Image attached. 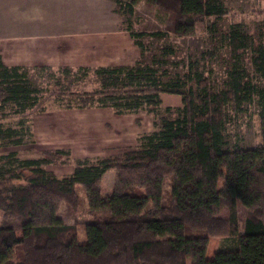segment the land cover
Listing matches in <instances>:
<instances>
[{
  "label": "trees",
  "instance_id": "trees-1",
  "mask_svg": "<svg viewBox=\"0 0 264 264\" xmlns=\"http://www.w3.org/2000/svg\"><path fill=\"white\" fill-rule=\"evenodd\" d=\"M112 1L128 21L124 29L140 49V60L132 66L60 67L56 73L48 66L10 67L0 55V147L35 143L30 116L45 109L43 89L32 72L50 77L52 95L65 109L147 113L154 130L138 137L136 147L95 159L73 161L65 150L29 159H20L16 151L1 155L0 211L6 219L0 225V264H264V127L262 145L225 148L232 113L256 102L264 119V88L254 81L264 79V21L256 34L244 21H234L223 33L219 21L228 10L219 0ZM142 2L170 20L164 30H134L129 18ZM212 18L206 27L212 48L191 53L184 73L169 70L182 66L168 60L177 52L170 44L152 53L150 62L144 60L151 53L145 38L195 35ZM224 53L225 79L218 82L213 64ZM90 75L96 89L73 91ZM164 93L181 97L174 118L161 115ZM66 96L73 99L64 104ZM72 161L67 176L47 169ZM111 170L116 171L114 190L104 196L101 180ZM78 185L86 194L87 218L66 224L58 212L63 203L80 211ZM238 203L248 211L242 234ZM81 224L86 244L78 242ZM215 239L233 245L219 247L208 259Z\"/></svg>",
  "mask_w": 264,
  "mask_h": 264
},
{
  "label": "crops",
  "instance_id": "crops-1",
  "mask_svg": "<svg viewBox=\"0 0 264 264\" xmlns=\"http://www.w3.org/2000/svg\"><path fill=\"white\" fill-rule=\"evenodd\" d=\"M231 11L234 4L236 11L243 9V5L250 6V0H219ZM106 3L105 21L107 29L86 26L74 27L72 14H84L98 11L97 5ZM233 6V7H234ZM239 7V8H238ZM116 6L112 0H0V55L5 65L22 66L29 69L48 66L52 69L60 67H98L132 66L140 60V49L135 45L130 33L122 28V18L115 12ZM221 21H227L228 33L231 23L227 16ZM71 27L61 32L62 26ZM74 28V29H73ZM71 29V30H69ZM191 46L195 49L207 48V40L200 43V38H190ZM180 48H186V37H182ZM180 48L168 60L180 57ZM165 108H180L181 97H169L167 102L162 99ZM54 110L53 114H36L33 116L32 126L36 142L48 145L55 136H44V129H53L55 117L72 120L71 126L61 127L71 132L87 130L89 135L108 139L114 134H122L134 138L133 146L143 126L150 128V120H143L140 114L116 115L111 108L73 109L70 111ZM88 110L93 112V122H88ZM53 116V117H52ZM138 120H141L140 125ZM58 129V128H56ZM55 129V130H56ZM54 130V133H55ZM105 176V175H104Z\"/></svg>",
  "mask_w": 264,
  "mask_h": 264
},
{
  "label": "rangeland",
  "instance_id": "rangeland-1",
  "mask_svg": "<svg viewBox=\"0 0 264 264\" xmlns=\"http://www.w3.org/2000/svg\"><path fill=\"white\" fill-rule=\"evenodd\" d=\"M252 4L250 6L243 5V9L240 11L235 10L234 4H230L232 6V10L228 11L227 20L230 21L231 25L234 21H244L247 25V29L250 33L256 34L259 24L264 21V0H250ZM234 6V7H233ZM101 7V14L99 15L98 11L92 10L90 13H87L86 16L84 14H72L73 22H70V25H73L74 27H85L87 29L100 27L103 29H107V25L105 23L106 20L109 19L110 15H106V11L109 6L106 5V3H102L101 5H97L96 8ZM239 8V7H238ZM110 13V11H109ZM121 17V16H120ZM122 28L126 27V24L128 21L126 18L121 17ZM131 20V24L136 31H160L164 30L170 23V20L159 13L158 9L154 7H148L145 5L144 2L140 3L136 7V13L133 17L129 18ZM222 19V18H221ZM219 21V29L222 30L223 33H225L223 30L226 29V25L228 24L227 21ZM214 19L207 20V23L204 26H199V29L195 35L191 36H183L186 37V48L182 51L180 48V43L182 42V37H176L175 35H170L169 38L164 40H157V39H151V38H145V44L149 48V52L144 57V60L146 62H150L152 53H157V50L161 46L165 45H173L176 46L177 52L180 48V57L176 60H172L171 62H179L182 63V66L176 68L173 66L169 67V70L172 74L176 73H184L186 70V65L188 63V59L190 54H196L203 51H206L210 48H212V44L210 42V37L208 33L206 32V27L211 24V22ZM68 28L65 25L62 26L61 32H65L68 30ZM74 29V28H73ZM71 30V29H69ZM190 38H200V43L207 40V48L204 49H195L194 46H191V40ZM141 53V51H140ZM222 53V52H221ZM224 56H220L217 58L216 62L213 64L214 70H215V78L218 82H221L223 79H225V69H226V59L227 54H223ZM245 66L252 75V77H255L253 74V68L251 66V63L249 59L245 61ZM58 69V68H57ZM57 69H54V71L57 73ZM75 69V68H72ZM57 76H59L57 74ZM32 79L43 89V107L45 109V114H53L52 112L54 110L63 109L60 111H70V109H65L60 104V101H57L53 94V91L55 90V87H53L52 80L49 76L40 77L38 75V72H32ZM254 81L256 84H258L260 87L264 88V79L263 78H254ZM97 81L96 78L93 75H90V77L83 82H80L78 84H75L72 89L73 91L77 93H83V92H89L97 87ZM176 97L180 98L178 95H172V94H162L161 99H163L164 102H167L169 97ZM69 99H73L71 97H65L64 104H67L69 102ZM71 101V100H70ZM75 104V103H74ZM96 108V107H93ZM74 110L76 108H73ZM71 109V110H73ZM87 109V108H86ZM164 105L162 108L161 115L168 117V118H174L177 115V112L175 111L177 108H173L174 111L171 113L164 112ZM44 112H38V114H42ZM55 112V111H54ZM34 114V115H36ZM141 115V118L143 120H150V128L152 126L151 131H147L148 127L143 126L140 130V133L138 137L144 134L151 133L154 130L153 126V118L152 116L148 115L147 113H139ZM30 116V118L33 120V116ZM88 122H93V112L92 110H88ZM53 117V116H52ZM56 119L53 121V129H44L43 133L46 137L55 136V140L53 139L52 142H50L48 145H42L39 142H36V137L33 136V140H35L34 144H25L22 146L17 147H0V156L9 153L10 151H16L18 153V157L20 159H29V158H41L42 153L45 151H55V150H65L69 151L71 153V159L74 161L76 159L81 158H101L106 156H113L117 155L124 150L136 147V143L133 146L134 142L132 138L126 135H118L117 133L112 135L108 139L99 138V137H93L92 135H89L87 130H84L82 132L76 131L75 133L71 132L72 130H62L61 127H69L71 126V120H63L59 117H55ZM139 121V125L141 123V120ZM264 127V119L261 118L260 115V108L256 102L253 103H247L244 105L243 111L238 114H231V119L227 125L226 129V149H233L235 146H239L245 149L254 148L256 146H260L263 143L262 138V129ZM58 128V129H56ZM33 129V126H32ZM56 129V130H55ZM55 130V133H54ZM137 137V139H138ZM73 161L65 166H58V165H50L47 167L48 170L53 171L58 177H63L70 175L73 172ZM115 175L116 171L111 170L103 176L101 180V187H102V193L104 196L111 195L114 190L115 185ZM223 180L219 182V186L222 187ZM77 190L82 198V208L80 211H72L70 207L63 203L60 206L58 216L62 218L64 223L66 224H73L75 222V219H78L79 221H82L83 219L87 218V215L85 213L88 202L86 198V194L82 187L80 185L77 186ZM237 210L239 215V230L242 234L244 231V224L245 219L248 215L247 209L242 206L240 203L237 204ZM222 215L224 217H227L229 215L228 209L222 210ZM5 216L0 211V225L3 223ZM78 229V242L79 244H86L88 242V237L85 231L84 225H79L77 227ZM18 236H21V231L17 232ZM233 242H227V241H221L218 239L212 240L210 243L209 251L207 254V258L211 259L215 253V251L219 247H232Z\"/></svg>",
  "mask_w": 264,
  "mask_h": 264
}]
</instances>
